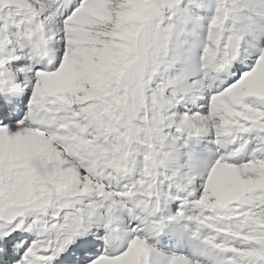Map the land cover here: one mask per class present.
Listing matches in <instances>:
<instances>
[{"label":"snow or ice","instance_id":"obj_1","mask_svg":"<svg viewBox=\"0 0 264 264\" xmlns=\"http://www.w3.org/2000/svg\"><path fill=\"white\" fill-rule=\"evenodd\" d=\"M0 264H264V0H0Z\"/></svg>","mask_w":264,"mask_h":264}]
</instances>
